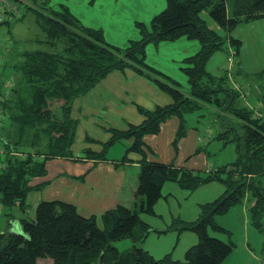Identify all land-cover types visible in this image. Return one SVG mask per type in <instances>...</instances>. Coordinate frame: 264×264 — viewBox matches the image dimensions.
Segmentation results:
<instances>
[{
    "label": "trees",
    "instance_id": "obj_1",
    "mask_svg": "<svg viewBox=\"0 0 264 264\" xmlns=\"http://www.w3.org/2000/svg\"><path fill=\"white\" fill-rule=\"evenodd\" d=\"M26 1L25 11H34L41 31L34 41L43 48L16 50L9 60L7 51L0 50V71L13 80L7 94L0 85V122L5 121L4 115L8 123L0 133V205L20 212L16 222L19 230H0V264H37L39 257H49L53 264H224L235 242L231 231L215 217L241 203L247 194L252 202L249 221L255 228L264 229V116L237 106L239 93L229 87L226 75L206 68L218 50L238 55L242 40L233 31L240 23L264 17V0H166L148 24L136 22L139 37L128 40L125 46L109 43L101 28L81 24L66 5L52 7L50 0ZM203 12L221 31L208 25ZM181 36L196 39L200 45L183 59L181 70L187 78V90L146 61L147 44ZM7 67L11 72L5 73ZM126 68L154 82L172 102L153 109L138 106L145 116L142 122L126 128L108 126L109 137L101 141L99 150L84 146L74 153L78 126L71 115L74 100L109 72ZM262 75L264 66L256 73ZM209 103L239 122L232 125L224 118L220 124L223 128L216 134L224 143L234 144L236 156L231 163L201 174L147 156L151 150L144 134L157 133L162 122L175 116L176 143L186 133L185 114ZM124 139L131 141L120 163L128 159L129 152L140 155L131 206L119 203L98 217L83 215L70 201L42 198L35 214H26L27 193L48 182L33 180L46 175L48 159L105 160L109 147ZM84 141L99 140L86 135ZM167 181L177 182L188 191L211 181L225 187L219 196L200 205L195 220L175 218L168 227L156 230H190L196 234V243L186 249L182 259L173 258L171 253L156 258L141 244L137 246L152 230L140 214H154L153 206ZM6 214L10 221L15 218L10 211ZM122 238L131 239L133 245L118 249L113 243Z\"/></svg>",
    "mask_w": 264,
    "mask_h": 264
},
{
    "label": "crops",
    "instance_id": "obj_2",
    "mask_svg": "<svg viewBox=\"0 0 264 264\" xmlns=\"http://www.w3.org/2000/svg\"><path fill=\"white\" fill-rule=\"evenodd\" d=\"M61 4L66 5L81 24L101 28L105 39L109 43L125 46L128 40L139 37L136 22L140 21L148 24L152 16L164 8L166 0L49 1V5L52 7H59ZM203 14L206 15L205 12ZM243 23L250 27L256 26L257 23L264 25V17ZM213 24L215 26L208 23L211 28L221 31L214 22ZM233 33L244 43L243 40L245 39L237 33V30L234 29ZM199 46L198 40L189 39L185 36H181L173 41L163 40L156 44L149 43L146 45V61L168 77L178 81L180 86L182 84L188 86L186 75L181 70V67L184 65L183 59L194 54L199 49ZM227 54L228 52L226 50L214 52L209 58L206 68L213 74L224 73L226 75L229 83L227 84L230 85L229 87L239 93V98L235 103L239 106L238 100L244 98L245 91L243 92L241 88L242 82H237L236 79L243 76L247 69H243L245 61L240 55V52L231 66L228 64ZM263 66L260 69L251 71L253 75L256 76V73L260 72ZM262 89L263 85L260 84L257 86L258 93H261ZM257 100L258 103L252 105L245 99L244 104L241 106L253 109L254 113L258 116H264V94L261 98H257ZM171 102V97L162 91L154 82L139 75L133 69L126 68L124 70H113L109 72L87 93L75 99L72 105L71 115L78 120L77 132L78 130L80 132L84 128L83 125H85L86 120H93L94 116H99L96 118H99V125L104 131L102 139L101 137L100 139L95 138L92 131H85V137L89 135L101 142L103 138L107 140L109 137V132L106 130L108 126L126 128L129 124L142 122L145 116L138 110V106L153 109L155 106H163ZM110 119L115 121H109ZM168 119L175 126L174 132H172V138L174 139L178 127V119L175 116L169 117ZM107 122H109V125H106ZM92 123L98 124L96 121ZM87 126L89 127V124ZM222 128L223 126L220 124L214 126L212 129H208L204 125L202 127L203 132H205L204 137L200 136L199 131L191 133V137H185V133L183 135L184 137L182 136L183 138L181 137L178 140L180 141L179 146L178 141L174 143L172 140H168L163 144V150L160 153H157L145 141L151 150L147 152V156L151 159H157L174 164L175 166L200 172L201 174H206L215 167H218L213 166V164H211L212 166H207L208 158H210V151L208 150L207 144L211 141L210 139L214 138L221 141L222 146L230 144L224 143L222 139L216 138V134ZM85 137L83 138L85 139ZM125 140L128 139H124L123 141ZM129 140L131 141V139ZM231 144L233 145V143ZM84 146L90 145L87 143ZM92 149L99 150L94 147ZM80 151L81 149L77 152ZM77 152L74 151V153ZM129 153L128 159L123 163H120L119 158L110 159L109 157L105 160L84 159L72 161L78 165L74 169V174L83 176V181L79 183L81 186L77 194H75L76 199L61 197V195H64V192L54 197L44 198H58L70 201L76 205L78 211L83 215L97 216L106 209L112 208L119 203L131 206L134 201L133 192L136 186L139 167L138 159L140 155L132 152ZM188 160L201 163L186 166L184 162ZM227 163L229 164L231 162ZM128 166L135 168L134 174L132 173L130 177L128 176ZM48 174L49 172L45 176L36 177L33 180L35 182L48 180V184L52 180V176ZM71 184L76 185L77 183L72 182ZM224 189L225 187L218 181H211L199 186L194 191H188L174 181L165 182L161 187L162 195L153 206L154 214H140L141 219L152 228L142 241V247L156 258L162 257L166 253H171L173 258L182 259L186 249L196 243V234L190 230H183L181 232L176 230L157 232L156 230L168 227L175 218L186 221L195 220L200 213V205L216 198ZM249 203L250 206L252 202L249 200ZM8 227L19 230V225L14 220L9 221Z\"/></svg>",
    "mask_w": 264,
    "mask_h": 264
},
{
    "label": "rangeland",
    "instance_id": "obj_3",
    "mask_svg": "<svg viewBox=\"0 0 264 264\" xmlns=\"http://www.w3.org/2000/svg\"><path fill=\"white\" fill-rule=\"evenodd\" d=\"M52 1L55 2L56 0ZM20 16L19 18L16 17L9 20L7 23L0 24V50L4 49L7 51L8 60L16 50L43 48L42 45H39L34 41V37L41 33L35 21L34 11H25V5H23ZM203 17L209 24L215 26L207 15L203 14ZM235 30H237V33L245 39L240 47V55L245 61L243 69H247L243 76L236 79L237 82H242L241 88L243 89V92L245 91L244 98L238 100V105H243L245 99L254 105L255 103H258L257 98H261L264 94V75L258 77L251 72L260 69L264 65V25L257 23L256 26L250 27L249 25L242 23L241 25H238ZM5 71V73L11 72L8 67ZM260 84L263 85V89L261 93H258L257 86ZM180 87L183 90H187L188 88L187 85L183 84ZM261 111L263 112V110ZM187 113L184 116L186 124L185 137H191V133L196 131H199L200 136L204 137L205 132H203L202 129L204 125L208 127V129H212L214 126L222 124L224 118L227 119L228 123L233 122L232 125L239 123L235 118L226 114L225 111L218 109L212 103L198 106L194 111H190L189 114ZM96 117L99 116H94L93 120H86V123H84L85 125H83L84 128L81 129L80 132L78 130L73 144L75 152L79 151L83 148V145L87 144L83 138L85 137V131H92L95 138L100 139L101 137L102 139L104 131L99 125V118ZM2 119L5 121L3 123L0 122V133H3L8 125L4 115ZM166 120V122H162L161 129L157 133H146L143 135V140L147 141L157 153H160L163 150V144L166 141H173L172 132H174L175 126L171 121H168L169 119ZM93 121H96L98 124H93ZM109 121L115 120L110 119ZM88 124L89 127L87 126ZM106 125H109V122H107ZM105 139L106 138H103V141H105ZM210 140L209 143L207 142V147L210 151V158H208L207 166H212L211 164H213V166H220L227 162H232L235 159L234 144L232 145L230 143L222 146L221 141L214 138H211ZM129 142L130 140L128 139L113 143L106 151V156L110 159L120 158ZM179 142L180 141H178V146ZM88 144L91 148H101L100 141L90 142ZM184 163H186V166H191L194 163H197L198 165L201 162L198 163L193 160H188ZM77 166V163H74L69 159H48L46 161V167L47 172H49L48 175L52 176V180L48 184L46 183L41 189L32 190L27 193L25 200L27 204L26 214L32 217L35 214V207L39 201L38 199L44 197L50 198L64 192V195H61V197L76 199L75 194H77V191L81 186L79 183L83 181L80 176L74 174V169ZM199 170L203 172L201 169ZM134 172L135 168L128 166V176L130 177ZM72 182L77 184L72 185ZM261 183L264 187V176ZM81 203L82 201L79 205L80 208ZM249 204V196L247 194L241 203L233 205L229 210L217 214L215 217L217 222L221 223L231 231V238L235 242V246L225 257L223 261L224 264H264V229L259 230L251 225L249 221ZM9 211L12 212V215L15 217L12 218V220L17 222L20 212L15 209L8 210L0 205V230L6 229L9 225L10 220L7 219L8 216L6 214ZM97 216L99 217L100 215ZM97 221L101 223L100 219ZM209 232L213 233L211 230ZM221 236L222 238H225V235ZM140 244L142 245V242L137 243V246H140ZM113 245L122 250L131 247L133 242L129 238H122L114 241ZM37 264H53V261L49 257H39L37 259Z\"/></svg>",
    "mask_w": 264,
    "mask_h": 264
},
{
    "label": "built area",
    "instance_id": "obj_4",
    "mask_svg": "<svg viewBox=\"0 0 264 264\" xmlns=\"http://www.w3.org/2000/svg\"><path fill=\"white\" fill-rule=\"evenodd\" d=\"M23 5H27L26 0H0V22L9 21L13 18L19 17L21 15V9ZM236 57L231 52L227 56L228 64L231 66ZM3 64V56L0 52V67ZM2 72L0 71V85L1 90L3 89L4 93H8V90L13 85V80L5 75L3 77Z\"/></svg>",
    "mask_w": 264,
    "mask_h": 264
}]
</instances>
